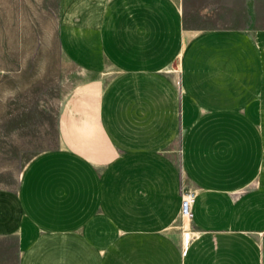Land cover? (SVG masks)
<instances>
[{"label":"crops","instance_id":"obj_1","mask_svg":"<svg viewBox=\"0 0 264 264\" xmlns=\"http://www.w3.org/2000/svg\"><path fill=\"white\" fill-rule=\"evenodd\" d=\"M229 22L192 27L177 0H59L80 79L55 145L0 188L15 264H264V28Z\"/></svg>","mask_w":264,"mask_h":264},{"label":"rangeland","instance_id":"obj_2","mask_svg":"<svg viewBox=\"0 0 264 264\" xmlns=\"http://www.w3.org/2000/svg\"><path fill=\"white\" fill-rule=\"evenodd\" d=\"M188 25L264 28V0H177ZM59 0H0V188L13 186L28 161L56 142L60 104L79 72L57 42ZM0 240V264H15Z\"/></svg>","mask_w":264,"mask_h":264},{"label":"built area","instance_id":"obj_3","mask_svg":"<svg viewBox=\"0 0 264 264\" xmlns=\"http://www.w3.org/2000/svg\"><path fill=\"white\" fill-rule=\"evenodd\" d=\"M194 201H195V192L192 190L183 189L181 192L179 214H180L182 232L185 235H189V233H191L189 228H190V223L192 221V207Z\"/></svg>","mask_w":264,"mask_h":264}]
</instances>
